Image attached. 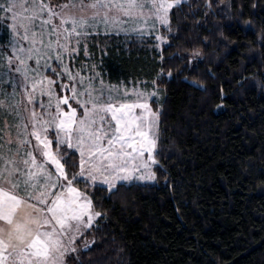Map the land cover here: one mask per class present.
<instances>
[{"label":"trees","instance_id":"16d2710c","mask_svg":"<svg viewBox=\"0 0 264 264\" xmlns=\"http://www.w3.org/2000/svg\"><path fill=\"white\" fill-rule=\"evenodd\" d=\"M210 2L172 9L161 47L154 35L94 47L107 82L159 86L158 180L110 197L81 182L102 216L68 264H264V0Z\"/></svg>","mask_w":264,"mask_h":264},{"label":"snow or ice","instance_id":"6c2138e0","mask_svg":"<svg viewBox=\"0 0 264 264\" xmlns=\"http://www.w3.org/2000/svg\"><path fill=\"white\" fill-rule=\"evenodd\" d=\"M183 2L68 0L53 4L51 0H33L31 6L26 7L17 0H6V3L0 4V12L10 16L13 31L28 42L27 48L20 46L19 41L10 44L13 55L4 57L6 62L11 64L15 60L23 65L26 60L35 57L37 64L43 58L47 65L48 59L52 58L49 53H52L55 60L60 61L58 66H63L67 79L75 81L83 89L81 91L73 84L71 95L56 96V111L50 120L37 118L31 107L34 101L28 95L29 107L25 109L28 114L24 119L31 121V131L27 135L35 138L33 147H39V164L33 151L20 153V145L30 143L23 139L24 132H21V129L28 130L27 123L16 126L15 151L10 147L13 144L10 133H5L6 141L0 136V162L3 164L0 168V220L4 222L0 224V264H64L65 254L76 251L73 247L76 235L84 228H91L94 221L102 216L93 206L91 197L75 184L84 182L96 186L100 182L110 197L119 191L118 182L133 179V172L140 170L134 167L129 171V159L135 161L148 153L155 162L152 153L156 149V138L152 129L157 117L147 103L155 93L145 94L135 90L137 100L143 102L116 104L110 91L107 97L104 89L95 93L90 87L91 77L85 82L82 76L73 75L69 67L63 65L62 55H73L80 47L81 38L97 26V21L107 26L114 17L124 16L139 24L146 25L152 20L153 26L157 21L168 25L171 23L170 12L181 8ZM206 6L211 7L210 0ZM2 19L4 17H0ZM17 29H21L22 34ZM135 30L138 35H143L142 28ZM156 39L163 42L165 38L158 35ZM37 44L40 47H36ZM0 56H3L2 51ZM51 71L60 75L55 69ZM158 75L171 76V73H165L162 65ZM55 83L48 80L49 107L54 95L50 86ZM36 84L43 89L42 80L34 81L33 90ZM192 84L200 86L195 81ZM60 86L69 88L68 84ZM23 104L24 101L14 104L0 100V108L5 114L17 117ZM65 108L68 110L65 111ZM133 108L143 109L152 119L132 116ZM5 126L8 127L7 121ZM61 147L64 151L60 150ZM77 151L78 162L74 161ZM143 168L142 174L136 178L154 180L155 173L148 165L144 164ZM20 183L24 186L25 196L17 192ZM22 207L31 209V212L22 214L19 211Z\"/></svg>","mask_w":264,"mask_h":264},{"label":"rangeland","instance_id":"374dc122","mask_svg":"<svg viewBox=\"0 0 264 264\" xmlns=\"http://www.w3.org/2000/svg\"><path fill=\"white\" fill-rule=\"evenodd\" d=\"M17 2L25 4L26 7H30L33 0H17ZM46 2H48V0H46ZM66 2H68V0H62V1L51 0V3L53 4L66 3ZM3 3H6V0H0V4ZM21 14L24 13L21 12ZM0 17H4V19L1 20L2 30L0 29V39L2 36H5V33L3 32V27H6L7 30L9 31L8 38L5 41H0V50L3 52V56H0V100H5V95H6L5 93L8 92L7 96L9 98L6 99L5 101L6 103L11 102L14 104H18L20 101H24L23 106L20 108L19 117L15 116L14 114H10L8 117H5V121H7L8 127L5 126V122H4L2 135L0 134V136H3L4 140L6 141L7 135H5V133H10L11 138L13 140V144L10 147L13 149V151H15L16 150L15 140L17 136L16 126L18 124L27 123L29 125L28 130L25 131L24 129H21V132H24L23 139L29 140L30 143L20 145V153L22 155L24 152L33 151V154L36 155L37 164H39L41 162V156L39 155V147L34 148L33 145L36 143L35 138L27 135V132L31 131V121L24 119V117H26L28 114L25 111V109L29 107L27 104V97L29 94L32 96L34 103L31 107L34 108L37 114V118L43 120H50L52 118V114H54L56 111L55 108L56 96H61L65 94L71 95V86L75 84V81H69L67 79V73L63 71V66H58L60 65V61L55 60L54 55L52 53H49V55L52 58L48 59L47 65H45V61L43 58H41L39 64H37L35 57L31 60H26L25 64L23 65L19 64L15 60H13L11 64H8L4 59V57L13 55L10 44H15L17 41H19L20 46L27 48L28 42L22 40L21 36L17 35V32L13 31L11 26L10 16H5V13L1 12ZM96 23L97 26L92 28L84 37L81 38L80 47L76 50V52L73 55L69 56L67 53L62 55L61 59L63 65L68 66L73 75L82 76L85 82H87L88 78L91 77L92 80L90 87L95 90V93H98L101 89H104L105 97H107L110 91L112 94L113 102L116 104H121V103L133 104V103L143 102L137 100L135 96V90L144 92L145 94L155 93L154 95H151L147 100L151 112L155 113L157 117L155 127L152 129V132L155 134V138H156V149L152 153V158H154L155 162L154 163L152 162V159L149 157L148 153H145L143 157H138L135 161L129 159L128 160L129 171H132L134 167H139L140 170L133 172V179L124 182L127 183L134 181L157 182L158 178H157V173L155 171V166L158 164V161L156 159L155 153L157 150V141H158V133H159V116L158 113L154 111L151 105V101L153 99L159 98L160 96L159 88H158L159 86L157 85V83H155L151 86L152 88L146 89L141 87L139 83H126L125 81L107 82L108 80L102 74V68H101L102 65L101 57H106L107 52L100 54L96 52L97 50H94V47H97L99 50L103 48L100 37H104V36L127 37L132 35L138 38L153 37L154 35L155 39L158 35L163 36L165 38L163 42L156 39L158 45L161 47L163 43L166 42V38H167V35L164 33L163 30L164 28L170 27V24L162 25L157 21L154 23L153 26L152 20H149L146 25L139 24L129 20L127 17L124 16L114 17L108 22L107 26H105V24L103 23H100L99 21H97ZM36 24L37 25L39 24L38 20L36 21ZM135 28H142L143 35H138ZM17 31L21 32L22 34L21 29H17ZM37 39H39V36L37 37ZM44 44L45 45L47 44L46 36L44 38ZM36 47H40V45L37 44ZM51 69H55L56 73L60 75L59 76L55 75L51 71ZM94 73L96 75H94ZM37 79L43 81V89L40 84H36V88L35 90H33V83ZM49 79L56 81L55 84L50 86L51 91L54 93L53 98L51 100V107H49V96H48ZM62 83L68 84L69 88L65 89L61 87L60 85ZM75 86L81 91L83 90L81 88V85L75 84ZM42 91L43 94H41ZM70 103L72 102L70 101ZM41 104L43 105V107H41ZM72 106L76 107L75 103H72ZM67 110L68 109L65 108V111ZM77 114L79 116L80 109H78ZM131 115L136 117L144 116V118L149 121L152 119L151 116H149L143 109L140 108H133L131 111ZM53 147H55V145H53ZM144 164H147L148 168L155 173L154 180H139L136 178L144 171L143 168ZM2 167L3 164L1 162L0 168ZM33 171H35V169H33ZM14 182H16L15 178H14ZM41 183H43V180H41ZM119 183L121 182H118L117 185ZM97 184H100V182H97ZM75 186L79 188L82 192H86L84 190V187L81 186L80 183H76ZM17 192L21 196L26 195L22 183H20ZM87 195L91 197L88 193ZM19 211L21 213H27V212H31V209L22 207L21 209H19ZM88 229L89 228H84L82 229L80 234L76 235L75 240L73 242V247H75L76 250L79 251L81 248L80 246L84 244V242H82L81 239ZM71 253L72 251H69L68 253L65 254L64 264H68L67 260Z\"/></svg>","mask_w":264,"mask_h":264},{"label":"crops","instance_id":"0c3cea01","mask_svg":"<svg viewBox=\"0 0 264 264\" xmlns=\"http://www.w3.org/2000/svg\"><path fill=\"white\" fill-rule=\"evenodd\" d=\"M0 134H1V132H0ZM0 164H1V162H0ZM23 214V213H22ZM4 222L2 221V220H0V224H3Z\"/></svg>","mask_w":264,"mask_h":264}]
</instances>
